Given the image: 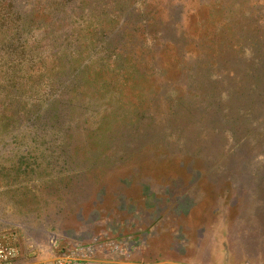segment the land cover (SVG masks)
Wrapping results in <instances>:
<instances>
[{
    "label": "rangeland",
    "instance_id": "374dc122",
    "mask_svg": "<svg viewBox=\"0 0 264 264\" xmlns=\"http://www.w3.org/2000/svg\"><path fill=\"white\" fill-rule=\"evenodd\" d=\"M184 1L0 0V264H264V0Z\"/></svg>",
    "mask_w": 264,
    "mask_h": 264
},
{
    "label": "trees",
    "instance_id": "16d2710c",
    "mask_svg": "<svg viewBox=\"0 0 264 264\" xmlns=\"http://www.w3.org/2000/svg\"><path fill=\"white\" fill-rule=\"evenodd\" d=\"M190 2H193V0H190V1L189 0H185L184 1V5H188V3H190ZM198 5H199L200 8H203L206 4L203 1L199 0Z\"/></svg>",
    "mask_w": 264,
    "mask_h": 264
}]
</instances>
